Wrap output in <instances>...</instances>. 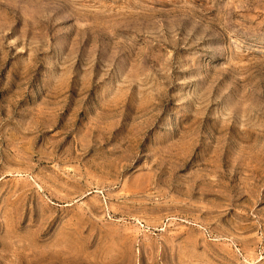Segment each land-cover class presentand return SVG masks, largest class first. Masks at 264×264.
Segmentation results:
<instances>
[{
  "label": "rangeland",
  "instance_id": "rangeland-1",
  "mask_svg": "<svg viewBox=\"0 0 264 264\" xmlns=\"http://www.w3.org/2000/svg\"><path fill=\"white\" fill-rule=\"evenodd\" d=\"M0 264H264V0H0Z\"/></svg>",
  "mask_w": 264,
  "mask_h": 264
}]
</instances>
